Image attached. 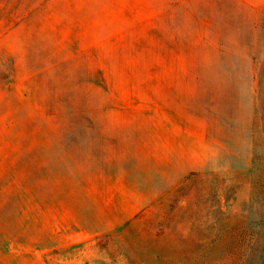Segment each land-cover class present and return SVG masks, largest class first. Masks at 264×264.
<instances>
[{"label": "rangeland", "instance_id": "rangeland-1", "mask_svg": "<svg viewBox=\"0 0 264 264\" xmlns=\"http://www.w3.org/2000/svg\"><path fill=\"white\" fill-rule=\"evenodd\" d=\"M0 32V264H264V0H40Z\"/></svg>", "mask_w": 264, "mask_h": 264}, {"label": "trees", "instance_id": "trees-1", "mask_svg": "<svg viewBox=\"0 0 264 264\" xmlns=\"http://www.w3.org/2000/svg\"><path fill=\"white\" fill-rule=\"evenodd\" d=\"M40 0H0V32L10 31L28 19Z\"/></svg>", "mask_w": 264, "mask_h": 264}]
</instances>
